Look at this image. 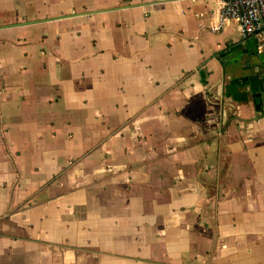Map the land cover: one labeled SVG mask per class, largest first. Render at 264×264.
<instances>
[{"label": "crops", "instance_id": "0c3cea01", "mask_svg": "<svg viewBox=\"0 0 264 264\" xmlns=\"http://www.w3.org/2000/svg\"><path fill=\"white\" fill-rule=\"evenodd\" d=\"M212 0H0V264H264V37Z\"/></svg>", "mask_w": 264, "mask_h": 264}, {"label": "built area", "instance_id": "2783aa9c", "mask_svg": "<svg viewBox=\"0 0 264 264\" xmlns=\"http://www.w3.org/2000/svg\"><path fill=\"white\" fill-rule=\"evenodd\" d=\"M218 21L211 28L218 31L229 21L238 25L242 38L253 35L264 37V0H212Z\"/></svg>", "mask_w": 264, "mask_h": 264}]
</instances>
